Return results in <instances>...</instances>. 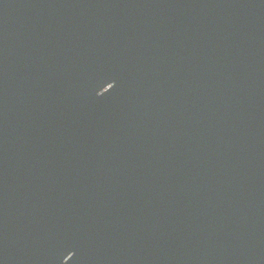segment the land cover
Instances as JSON below:
<instances>
[{"label": "water", "instance_id": "1", "mask_svg": "<svg viewBox=\"0 0 264 264\" xmlns=\"http://www.w3.org/2000/svg\"><path fill=\"white\" fill-rule=\"evenodd\" d=\"M0 264H264V0H0Z\"/></svg>", "mask_w": 264, "mask_h": 264}]
</instances>
